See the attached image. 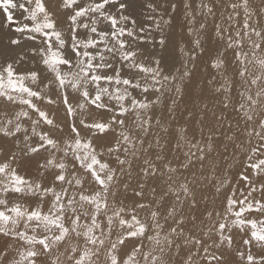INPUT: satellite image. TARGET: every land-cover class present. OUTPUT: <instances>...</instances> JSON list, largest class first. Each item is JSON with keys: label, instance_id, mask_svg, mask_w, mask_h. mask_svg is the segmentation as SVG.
Segmentation results:
<instances>
[{"label": "snow or ice", "instance_id": "1", "mask_svg": "<svg viewBox=\"0 0 264 264\" xmlns=\"http://www.w3.org/2000/svg\"><path fill=\"white\" fill-rule=\"evenodd\" d=\"M165 2L0 0V264H264V0Z\"/></svg>", "mask_w": 264, "mask_h": 264}, {"label": "rangeland", "instance_id": "2", "mask_svg": "<svg viewBox=\"0 0 264 264\" xmlns=\"http://www.w3.org/2000/svg\"><path fill=\"white\" fill-rule=\"evenodd\" d=\"M191 2L195 6V4L199 2V0H191ZM255 2L259 3V0H255ZM160 3L162 5V10H166L167 4H166L165 0H160ZM191 11H193V10L192 9L182 10L181 13H180V17H179L180 21L181 22H186V20H187V12H191ZM221 12H222V10H221ZM0 22H2V17H0Z\"/></svg>", "mask_w": 264, "mask_h": 264}]
</instances>
